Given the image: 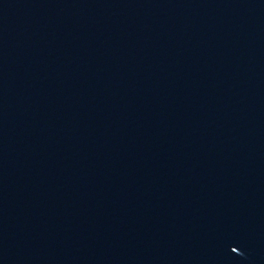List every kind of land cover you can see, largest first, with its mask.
<instances>
[{"label":"water","instance_id":"1","mask_svg":"<svg viewBox=\"0 0 264 264\" xmlns=\"http://www.w3.org/2000/svg\"><path fill=\"white\" fill-rule=\"evenodd\" d=\"M0 264H264V0H0Z\"/></svg>","mask_w":264,"mask_h":264}]
</instances>
